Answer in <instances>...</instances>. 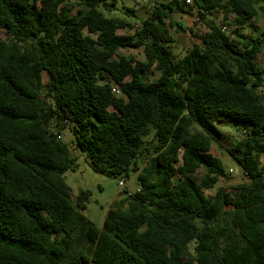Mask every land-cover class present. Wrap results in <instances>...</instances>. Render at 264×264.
I'll use <instances>...</instances> for the list:
<instances>
[{"label":"trees","instance_id":"obj_1","mask_svg":"<svg viewBox=\"0 0 264 264\" xmlns=\"http://www.w3.org/2000/svg\"><path fill=\"white\" fill-rule=\"evenodd\" d=\"M118 3L0 0V264H264V28L243 32L264 0H154L137 23ZM174 12L203 26L182 56ZM224 123L242 124L224 149L246 181L208 195L225 175L211 153ZM64 128L95 170L136 173L100 229L89 192L70 199Z\"/></svg>","mask_w":264,"mask_h":264},{"label":"rangeland","instance_id":"obj_2","mask_svg":"<svg viewBox=\"0 0 264 264\" xmlns=\"http://www.w3.org/2000/svg\"><path fill=\"white\" fill-rule=\"evenodd\" d=\"M118 7H122L123 4L136 9L137 18L133 19V22L145 18L146 13L143 8L144 3L153 4L154 0H118ZM124 10V8H121ZM121 13V12H120ZM174 20L180 25H173L170 27L172 33L171 48L177 56H182L186 50L197 41V38L190 31L203 30L201 23H196L193 20V15L181 14L178 12L172 13ZM215 19L217 22L223 20L222 14H216ZM233 24V23H232ZM227 25L228 29H233V25ZM264 28V16H260L257 19H252L247 24V29L243 32L246 34H260L263 33ZM1 36V33H0ZM263 38V34H262ZM119 51L126 55H132L136 60H144V53L141 47H125L120 48ZM256 63L261 69H264V54H259L256 59ZM158 72L154 71L149 75L150 79L157 77ZM44 81L47 80L46 74H43ZM264 94V90H263ZM242 124L237 123H224L220 126L223 133L222 142L223 147L213 143L211 147V153L221 159L223 167L225 169V175L219 178L216 185L206 191L208 195L213 194L216 188L220 185L231 187L239 182L246 181L244 173L241 167L235 162L232 156L224 149V147L232 146L242 133ZM61 140L69 144L71 151L76 155V164L73 170L66 171L63 174V178L70 188V199L74 201L81 191H88L89 196L85 201V208L83 210L84 215L97 227L102 228L104 219L110 207L120 200H124L127 193H133L138 189V182L136 173L130 172L126 177L112 176L106 172H99L95 170L89 163V160L84 152L79 148H72V140L74 134L69 128H64L60 134ZM149 136L147 139L150 140ZM147 155H143L139 159V166L142 167L147 161ZM262 163L264 162V155L261 156ZM124 182V187H118V181ZM124 206V202H123ZM92 264V263H88Z\"/></svg>","mask_w":264,"mask_h":264},{"label":"built area","instance_id":"obj_3","mask_svg":"<svg viewBox=\"0 0 264 264\" xmlns=\"http://www.w3.org/2000/svg\"><path fill=\"white\" fill-rule=\"evenodd\" d=\"M182 1H183L185 4H187V5H192V4H193V0H182ZM193 20H194V21H197V20H198V17L193 16ZM111 92H112L114 95H116V96H119V95L121 94L119 87L116 86V85H113V86L111 87ZM263 100H264V96H263ZM57 137L60 138V135L57 134ZM118 187H124V182H123L122 180H119V181H118ZM127 194H131V193H127Z\"/></svg>","mask_w":264,"mask_h":264}]
</instances>
